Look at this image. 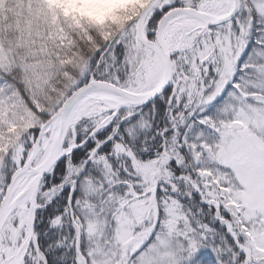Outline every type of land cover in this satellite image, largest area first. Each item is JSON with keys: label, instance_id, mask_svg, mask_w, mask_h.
Listing matches in <instances>:
<instances>
[{"label": "snow or ice", "instance_id": "6c2138e0", "mask_svg": "<svg viewBox=\"0 0 264 264\" xmlns=\"http://www.w3.org/2000/svg\"><path fill=\"white\" fill-rule=\"evenodd\" d=\"M0 264H264V0H0Z\"/></svg>", "mask_w": 264, "mask_h": 264}]
</instances>
